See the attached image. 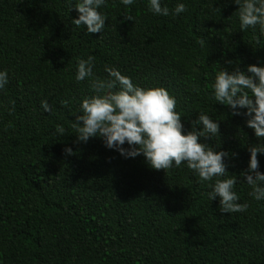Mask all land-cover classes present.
Wrapping results in <instances>:
<instances>
[{
    "label": "trees",
    "instance_id": "obj_1",
    "mask_svg": "<svg viewBox=\"0 0 264 264\" xmlns=\"http://www.w3.org/2000/svg\"><path fill=\"white\" fill-rule=\"evenodd\" d=\"M184 2L185 12L162 16L147 0L128 8L107 0L105 28L87 33L72 23L78 13L66 0H0V69L8 72L0 89V264H264V200L249 195L240 175L248 147L264 141L211 95L220 67L264 62V33L239 30L233 0ZM88 55L100 78L108 65L140 86L166 88L185 131L198 112L218 120L219 134L201 139L229 151L228 175L247 209L220 211L218 198H208L212 181L186 165L153 169L99 137L78 141L71 124L93 89L75 79L76 61Z\"/></svg>",
    "mask_w": 264,
    "mask_h": 264
},
{
    "label": "clouds",
    "instance_id": "obj_2",
    "mask_svg": "<svg viewBox=\"0 0 264 264\" xmlns=\"http://www.w3.org/2000/svg\"><path fill=\"white\" fill-rule=\"evenodd\" d=\"M128 8L135 0H120ZM238 5L236 16L239 30L256 29L264 33V0H233ZM69 8L78 15L72 19L76 26L83 25L87 33L100 32L105 28L106 15L100 10L107 0H66ZM184 0H177L170 8L164 0H147V10L154 15H179L185 12ZM128 19H132L129 15ZM203 42V41H201ZM228 63H231L229 61ZM94 57L77 58L75 79L87 78L93 94L84 96L79 104L80 111L72 121L78 141L87 142L90 137L102 139L105 147L116 150L124 158L144 157L153 169H172L186 165L201 181H212L208 192L209 200H219L222 212H243L247 202H240L234 186L237 177L228 175L229 151L217 150L203 142L219 134L218 120L207 112H198L191 128L184 130L181 113L176 110L175 96L163 86H140L118 68L105 65L107 77L100 78L93 71ZM8 83V72L0 69V89ZM117 85L119 87L117 88ZM211 95L216 102L227 105L233 115L247 117L245 123L255 137L264 141V62L248 64L244 70L235 67L229 70L220 67L211 85ZM115 89V90H113ZM67 103V101H63ZM41 108L48 112L47 100ZM241 109L244 111L241 112ZM63 134V125L56 126ZM124 145H127L126 147ZM247 167L240 175L251 186L249 195L256 201L264 200V172H261L257 154H264V142L248 147ZM64 152L72 154L66 146ZM235 156V153L231 154Z\"/></svg>",
    "mask_w": 264,
    "mask_h": 264
}]
</instances>
